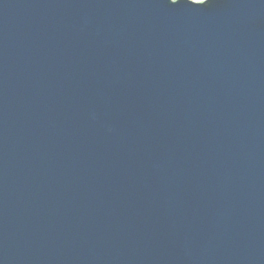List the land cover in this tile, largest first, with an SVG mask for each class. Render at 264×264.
<instances>
[{
    "label": "water",
    "instance_id": "1",
    "mask_svg": "<svg viewBox=\"0 0 264 264\" xmlns=\"http://www.w3.org/2000/svg\"><path fill=\"white\" fill-rule=\"evenodd\" d=\"M0 264H264V0H0Z\"/></svg>",
    "mask_w": 264,
    "mask_h": 264
},
{
    "label": "snow or ice",
    "instance_id": "2",
    "mask_svg": "<svg viewBox=\"0 0 264 264\" xmlns=\"http://www.w3.org/2000/svg\"><path fill=\"white\" fill-rule=\"evenodd\" d=\"M172 4H176L177 0H170ZM189 3L194 5H204L208 2V0H188Z\"/></svg>",
    "mask_w": 264,
    "mask_h": 264
}]
</instances>
